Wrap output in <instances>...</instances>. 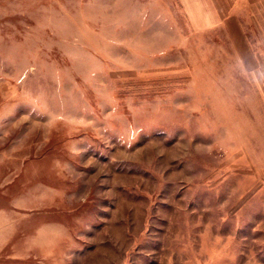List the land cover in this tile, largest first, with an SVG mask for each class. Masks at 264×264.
<instances>
[{
	"label": "rangeland",
	"instance_id": "obj_1",
	"mask_svg": "<svg viewBox=\"0 0 264 264\" xmlns=\"http://www.w3.org/2000/svg\"><path fill=\"white\" fill-rule=\"evenodd\" d=\"M179 6L0 0V264H264V0Z\"/></svg>",
	"mask_w": 264,
	"mask_h": 264
},
{
	"label": "crops",
	"instance_id": "obj_2",
	"mask_svg": "<svg viewBox=\"0 0 264 264\" xmlns=\"http://www.w3.org/2000/svg\"><path fill=\"white\" fill-rule=\"evenodd\" d=\"M220 1L222 0H179V7L185 20L201 25L214 19L213 14Z\"/></svg>",
	"mask_w": 264,
	"mask_h": 264
}]
</instances>
